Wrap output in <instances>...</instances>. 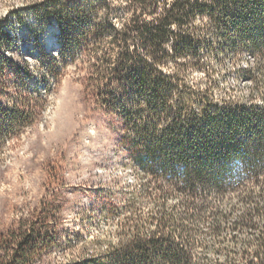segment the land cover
Masks as SVG:
<instances>
[{"label": "trees", "instance_id": "1", "mask_svg": "<svg viewBox=\"0 0 264 264\" xmlns=\"http://www.w3.org/2000/svg\"><path fill=\"white\" fill-rule=\"evenodd\" d=\"M40 12L59 24L56 62H74L79 46L98 102L124 121L138 175L108 211L99 252L67 264H264V0H96ZM1 41L11 43L2 30ZM246 54L231 87L248 81L246 96L217 98L230 92L214 79L225 60L237 67ZM27 116L13 109L0 121ZM51 208L1 238L0 264H36L56 234Z\"/></svg>", "mask_w": 264, "mask_h": 264}, {"label": "rangeland", "instance_id": "2", "mask_svg": "<svg viewBox=\"0 0 264 264\" xmlns=\"http://www.w3.org/2000/svg\"><path fill=\"white\" fill-rule=\"evenodd\" d=\"M105 1L116 6L123 2ZM95 2L0 0V30L11 40L0 42V117L13 109L28 115L14 127L0 121V240L20 220L33 219L49 205L51 212L60 208L51 223L57 228L51 246L36 264H67L82 251L97 254L94 242L113 229L108 211L121 207L138 180L124 121L98 102L87 81V66L77 59L79 46L74 62L65 60L63 66L54 60L61 42L59 24L40 12ZM252 60L246 54L237 67L225 60L222 74L214 79L230 92L216 91L217 98L246 96L248 81L239 82L235 92L231 87L239 67ZM200 77L196 72L190 79Z\"/></svg>", "mask_w": 264, "mask_h": 264}, {"label": "bare ground", "instance_id": "3", "mask_svg": "<svg viewBox=\"0 0 264 264\" xmlns=\"http://www.w3.org/2000/svg\"><path fill=\"white\" fill-rule=\"evenodd\" d=\"M49 44H50V45L52 44L51 40H49ZM50 45H49V46H50Z\"/></svg>", "mask_w": 264, "mask_h": 264}]
</instances>
